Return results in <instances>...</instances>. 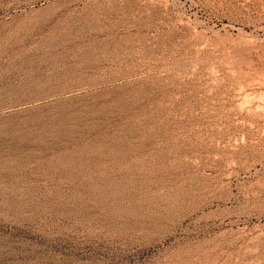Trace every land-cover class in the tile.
<instances>
[{"label": "rangeland", "instance_id": "rangeland-1", "mask_svg": "<svg viewBox=\"0 0 264 264\" xmlns=\"http://www.w3.org/2000/svg\"><path fill=\"white\" fill-rule=\"evenodd\" d=\"M0 264H264V0H0Z\"/></svg>", "mask_w": 264, "mask_h": 264}, {"label": "bare ground", "instance_id": "bare-ground-1", "mask_svg": "<svg viewBox=\"0 0 264 264\" xmlns=\"http://www.w3.org/2000/svg\"><path fill=\"white\" fill-rule=\"evenodd\" d=\"M30 1V0H29ZM56 1V0H55ZM28 2V1H27ZM33 2H34V0H33ZM36 3H37V1H35ZM34 4V3H33ZM55 13V12H54ZM229 184V183H228ZM193 212V211H192Z\"/></svg>", "mask_w": 264, "mask_h": 264}]
</instances>
